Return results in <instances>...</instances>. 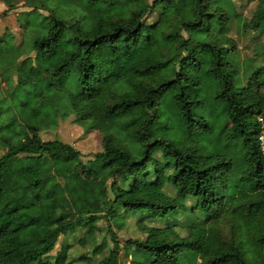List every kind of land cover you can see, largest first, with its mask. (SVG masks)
<instances>
[{
    "label": "trees",
    "instance_id": "1",
    "mask_svg": "<svg viewBox=\"0 0 264 264\" xmlns=\"http://www.w3.org/2000/svg\"><path fill=\"white\" fill-rule=\"evenodd\" d=\"M0 2L3 14L17 4ZM24 6L31 10L19 13L22 41L0 35V264H59L48 258L62 235L100 219L115 222L120 209L197 216L185 222L184 236L172 227H141L142 240L124 243L134 251L130 264H264V65L241 83L228 35L231 20L241 19L233 1L24 0ZM242 27L264 36V0ZM167 96L188 141L172 133ZM208 98L226 106L216 129L223 140L240 139V181L232 182L228 154L206 155L194 138L213 133L201 109ZM70 116L84 132L99 134L101 151L92 160L39 136ZM166 119L159 133L152 131ZM58 157L68 168L64 181L74 173L82 179L76 212L67 207V183L64 192L42 189ZM99 168L108 171L111 197L93 210L87 199L101 181ZM22 187L36 193L12 207ZM36 209L48 226L38 245L27 237ZM108 232L113 247L98 264H119L120 246ZM68 248L57 256L65 258Z\"/></svg>",
    "mask_w": 264,
    "mask_h": 264
},
{
    "label": "rangeland",
    "instance_id": "2",
    "mask_svg": "<svg viewBox=\"0 0 264 264\" xmlns=\"http://www.w3.org/2000/svg\"><path fill=\"white\" fill-rule=\"evenodd\" d=\"M236 13L240 16V22L235 18L231 20L228 35L231 37L237 47V54L234 59L240 66V81L244 80L245 76L250 74L256 67L264 65V36L259 35L256 30L244 29L242 26L249 21L254 13L257 5V0H232ZM7 7L0 2V35L7 33L13 37L14 43L19 44L24 33L21 28L19 20V13L30 11L31 9L24 6V0H17V4L12 11L5 12ZM209 79L202 76L203 86H208ZM4 84H2V91L5 94ZM195 93V91L193 92ZM163 106L170 118L169 124L172 133L178 135L184 141L190 138L184 128L180 115L173 106L171 98L167 96L163 101ZM205 118L212 122L213 133L202 138V135L196 134L194 138L200 140V145L204 154L225 153L228 154L234 164L233 181H240L244 165L242 163V150L240 147V139H235L232 142H226L216 131L218 122L226 111V106L223 101H216L213 98L205 100L201 107ZM200 110H196L199 112ZM167 119L157 123L152 130L159 133L160 130L166 126ZM39 136L43 141L59 140L65 144L72 146L81 154L82 161L86 162L93 159V155L101 151L100 136L96 132H84L82 127L73 123V118L70 116L65 121H59L55 130H44L39 132ZM202 138V139H201ZM3 150L0 149V156ZM61 157L53 159L47 168V178L42 183L43 191H47L53 186L58 190L64 192V184H68L71 190L67 194V207L76 212L75 205L76 194L82 185V179L79 173L69 175L67 182L63 179V173L68 169L67 167L60 168ZM100 167V165H99ZM100 169V168H99ZM101 181L91 185L92 195L87 199V203L91 205L93 210H98L111 197L109 191L110 178L108 171L100 169ZM22 197L17 200H12L10 205L17 207L19 205H27L36 193L35 190L25 189L22 187ZM174 194V190H173ZM172 194V195H173ZM190 202H187V209ZM34 226L29 228L27 237L32 240L34 245L42 242L43 236L48 228L46 222V213L42 209H36L34 212ZM201 216V214H200ZM190 211L180 212L168 216H155L146 209L137 211H125L120 209V217L115 222H106L104 219L95 221L89 224L85 229L77 230L74 233L62 235L57 241L54 249L50 252L48 260L51 263L66 264L73 261L74 264H98L109 253L113 247L111 233L116 236L120 246L119 264L127 261L131 262V257L134 255L133 249L127 250L124 248V243L128 239L142 240L145 236L141 227L165 228L172 227L180 236L185 235L184 225L186 221L196 219ZM28 220L27 217H23ZM93 227L91 234L87 230ZM69 246L65 258L57 256L62 247ZM127 253V255H126ZM84 257V258H81ZM81 258V259H79Z\"/></svg>",
    "mask_w": 264,
    "mask_h": 264
},
{
    "label": "built area",
    "instance_id": "3",
    "mask_svg": "<svg viewBox=\"0 0 264 264\" xmlns=\"http://www.w3.org/2000/svg\"><path fill=\"white\" fill-rule=\"evenodd\" d=\"M259 122L262 124V128L264 129V123H263L262 119H259ZM260 142H261L262 151L264 152V133L261 135ZM123 264H130V261H127Z\"/></svg>",
    "mask_w": 264,
    "mask_h": 264
}]
</instances>
